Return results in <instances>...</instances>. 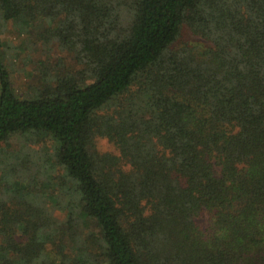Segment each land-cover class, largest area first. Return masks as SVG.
Here are the masks:
<instances>
[{
	"label": "trees",
	"instance_id": "trees-1",
	"mask_svg": "<svg viewBox=\"0 0 264 264\" xmlns=\"http://www.w3.org/2000/svg\"><path fill=\"white\" fill-rule=\"evenodd\" d=\"M0 20L75 66L21 98L0 36V264H264V0H0ZM183 25L211 47H174Z\"/></svg>",
	"mask_w": 264,
	"mask_h": 264
},
{
	"label": "rangeland",
	"instance_id": "rangeland-1",
	"mask_svg": "<svg viewBox=\"0 0 264 264\" xmlns=\"http://www.w3.org/2000/svg\"><path fill=\"white\" fill-rule=\"evenodd\" d=\"M41 29L42 24L38 21L1 25L3 64L9 73L13 90L21 98L29 94L30 88L41 86V75L47 73L60 75L75 69L69 57L57 51L56 44L52 43L46 48L44 41L37 36ZM182 44L199 48L211 47L209 42L192 34L185 25L182 26L173 46L178 47ZM26 140L32 149L41 151L42 154H47L53 145L49 137L44 138L36 134L26 136ZM10 145L13 148L18 146L16 140H12ZM96 148L100 153L116 154L114 148L105 139H97ZM90 228L97 231L92 224Z\"/></svg>",
	"mask_w": 264,
	"mask_h": 264
}]
</instances>
